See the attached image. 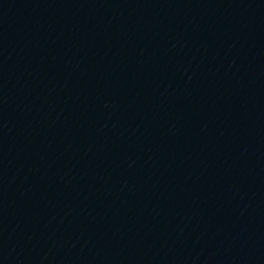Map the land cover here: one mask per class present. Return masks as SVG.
Instances as JSON below:
<instances>
[{
  "label": "water",
  "instance_id": "95a60500",
  "mask_svg": "<svg viewBox=\"0 0 264 264\" xmlns=\"http://www.w3.org/2000/svg\"><path fill=\"white\" fill-rule=\"evenodd\" d=\"M264 190V0H73Z\"/></svg>",
  "mask_w": 264,
  "mask_h": 264
}]
</instances>
